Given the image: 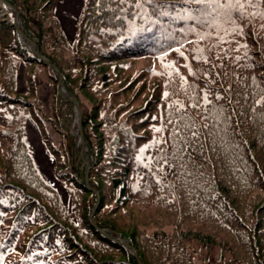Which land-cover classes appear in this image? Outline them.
I'll list each match as a JSON object with an SVG mask.
<instances>
[{
  "label": "trees",
  "instance_id": "16d2710c",
  "mask_svg": "<svg viewBox=\"0 0 264 264\" xmlns=\"http://www.w3.org/2000/svg\"><path fill=\"white\" fill-rule=\"evenodd\" d=\"M6 1L39 53L0 20V264H197L202 249L264 264V0H86L74 41L56 0ZM55 67L84 143L75 103L37 96L36 72L57 89ZM27 114L72 212L30 152Z\"/></svg>",
  "mask_w": 264,
  "mask_h": 264
},
{
  "label": "rangeland",
  "instance_id": "374dc122",
  "mask_svg": "<svg viewBox=\"0 0 264 264\" xmlns=\"http://www.w3.org/2000/svg\"><path fill=\"white\" fill-rule=\"evenodd\" d=\"M85 3H86V0H56V2H55V15L61 21L63 31L70 41H74V39H76V30L78 28L77 24H78L80 17L82 16V13L84 11ZM6 8H7V10H6ZM12 16L15 18L14 9L8 8L7 5L5 4V2L3 0H0V20H6L7 22H9V21H11ZM19 17H20V15H19ZM230 18H232V17H230ZM220 27H221V24H218L217 25L218 31H220V29H219ZM225 30L226 29H223L222 31H225ZM202 31L203 30H201L199 27H197V28L193 27V32L195 35L199 34ZM16 35H18L22 39H24L18 33L17 30H16ZM145 59H146L145 57H141V58H138V59L133 61L135 63L134 66L132 65L133 66L132 69H134V72H136L137 70L140 71L139 68H142L145 65V62H144ZM160 60H162L163 62H161ZM167 62H169L167 59H164V58L162 59V57H158V63L157 64H158V66L162 65L163 69H168L170 67V62L169 63H167ZM186 62H187V60H186ZM45 72L46 71H44V69L43 70L38 69V71L36 72L37 96L41 100L40 102L43 103L45 110L49 111L50 99L52 98L53 93H55V91L58 90V85H57V89H56L53 86L52 82L49 81V79L46 77V75H48V74ZM24 84H25V80H24L23 70L21 69L20 73H19V86H24ZM63 91L66 94H68L65 87H64ZM70 96H72V95H70ZM64 99H66V98H64ZM76 121L78 122L77 114L75 115V122ZM75 122L73 121V123H75ZM25 130H26L25 138H26L28 147H29L30 152L32 153V155L34 157V160H35V162L39 168V171L41 172L42 176L49 183H51L53 186H55L59 190L61 196L63 197V199L65 201V205L67 206L68 210L72 212L73 205H72L71 199L67 196V194L65 193V189H64L63 185L61 184L60 181H58V179L55 175L54 158H53L52 154L50 153L49 149L46 147V145L43 142L39 127L35 124V121L28 114L25 117ZM48 131H49L52 139L55 140L56 134L54 133L52 127L48 126ZM71 133H74L76 135V137L78 138V140H80L79 132H76V130H75V131H71ZM77 146H78V143H77ZM88 184L89 183L87 181V184H86L87 187H88ZM93 206H94V204H93ZM93 206H92V208H93ZM92 208H91V210H92ZM91 210H90V212H91ZM90 212H89V214H90ZM89 214H88V218H89ZM90 221H91V223H95L94 212L92 214V220H90ZM197 248L199 249L198 246H197ZM208 254H209V257H208L209 262L205 263V256H207ZM218 260H219V258L217 257V254L215 251L210 250L208 253V251L205 249L198 250V254L196 256L197 264H219Z\"/></svg>",
  "mask_w": 264,
  "mask_h": 264
},
{
  "label": "water",
  "instance_id": "95a60500",
  "mask_svg": "<svg viewBox=\"0 0 264 264\" xmlns=\"http://www.w3.org/2000/svg\"><path fill=\"white\" fill-rule=\"evenodd\" d=\"M4 2H5V4L7 5V7L8 8H12V9H14V11H15V18H14V21H13V24H14V26L16 27V30L18 31V33L28 42V43H30L31 44V46H32V49L36 52V53H39V49H38V46H37V44L33 41V40H31L30 38H29V36L26 34V32L22 29V27H21V22H20V17H19V15H20V13H19V10L16 8V7H14L12 4H10L9 2H7L6 0H3ZM56 69H57V74H58V91H59V93L64 97V98H66L67 100H71V101H73L74 103H75V107H76V114H77V118H78V122H79V131H80V139H81V141H82V143H84V139H83V130H82V122H81V116H82V110H81V106H80V103H79V100L76 98V97H74V96H70V95H68V94H66L63 90H64V86H63V81H62V74H61V72L59 71V69L57 68V67H55ZM80 152H81V154H82V157H83V159H84V161H85V163H86V166H87V169H88V160H87V155H86V152H85V149H84V146L82 145L81 147H80ZM87 176H88V172H87ZM88 187L90 188V185L88 184ZM91 189H93L97 194H98V191H97V189L96 188H94V187H91ZM98 201H99V197L97 196V198H96V201H95V203H94V206H93V208H92V210H91V212H90V214H89V219L90 220H92V214H93V212H94V210H95V208H96V206H97V204H98ZM102 231H105V229H101ZM133 252H134V254H135V256L138 258V255H137V251H136V249L132 246V245H130V244H128V243H126V242H124ZM141 264V263H140Z\"/></svg>",
  "mask_w": 264,
  "mask_h": 264
},
{
  "label": "snow or ice",
  "instance_id": "6c2138e0",
  "mask_svg": "<svg viewBox=\"0 0 264 264\" xmlns=\"http://www.w3.org/2000/svg\"><path fill=\"white\" fill-rule=\"evenodd\" d=\"M196 3L205 5L208 7H218V8H226V7H243L242 0H195ZM251 3V0H248Z\"/></svg>",
  "mask_w": 264,
  "mask_h": 264
},
{
  "label": "bare ground",
  "instance_id": "6f19581e",
  "mask_svg": "<svg viewBox=\"0 0 264 264\" xmlns=\"http://www.w3.org/2000/svg\"><path fill=\"white\" fill-rule=\"evenodd\" d=\"M6 10H7V8H6ZM7 12V11H6Z\"/></svg>",
  "mask_w": 264,
  "mask_h": 264
}]
</instances>
